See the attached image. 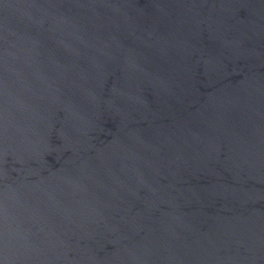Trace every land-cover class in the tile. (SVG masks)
Masks as SVG:
<instances>
[{
	"label": "water",
	"instance_id": "water-1",
	"mask_svg": "<svg viewBox=\"0 0 264 264\" xmlns=\"http://www.w3.org/2000/svg\"><path fill=\"white\" fill-rule=\"evenodd\" d=\"M0 264H264V0H0Z\"/></svg>",
	"mask_w": 264,
	"mask_h": 264
}]
</instances>
